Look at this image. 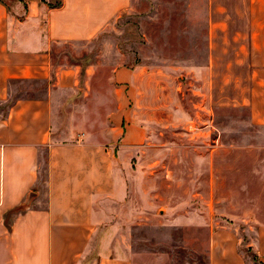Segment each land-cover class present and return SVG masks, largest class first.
Returning <instances> with one entry per match:
<instances>
[{
    "label": "rangeland",
    "instance_id": "obj_1",
    "mask_svg": "<svg viewBox=\"0 0 264 264\" xmlns=\"http://www.w3.org/2000/svg\"><path fill=\"white\" fill-rule=\"evenodd\" d=\"M206 11L207 0H133L79 61L68 47L69 61H55L79 67L73 90L52 98L56 124L110 152L111 186L120 178L124 192L104 205L120 203L131 264H208L220 230L236 233L247 264H264L251 246L264 216V129L230 61H210ZM45 89L14 81L8 100ZM99 244L98 234L81 264L98 260Z\"/></svg>",
    "mask_w": 264,
    "mask_h": 264
},
{
    "label": "crops",
    "instance_id": "obj_2",
    "mask_svg": "<svg viewBox=\"0 0 264 264\" xmlns=\"http://www.w3.org/2000/svg\"><path fill=\"white\" fill-rule=\"evenodd\" d=\"M132 2L0 0V106L9 107L0 116V264H81L98 234L91 264H131L120 203L104 205L124 192L120 178L111 186L110 152L62 132L52 98L76 84L78 66H56L69 61L62 50L79 61ZM206 17L210 61H230L242 105L264 129V0H207ZM14 81H40L44 95L10 102ZM260 225L251 246L264 259V216ZM208 264H247L236 233L212 234Z\"/></svg>",
    "mask_w": 264,
    "mask_h": 264
},
{
    "label": "trees",
    "instance_id": "obj_3",
    "mask_svg": "<svg viewBox=\"0 0 264 264\" xmlns=\"http://www.w3.org/2000/svg\"><path fill=\"white\" fill-rule=\"evenodd\" d=\"M7 221H8V220L6 219V224H7Z\"/></svg>",
    "mask_w": 264,
    "mask_h": 264
}]
</instances>
